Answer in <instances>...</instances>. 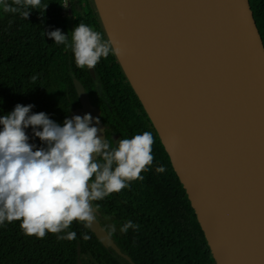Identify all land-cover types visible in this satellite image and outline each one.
I'll return each instance as SVG.
<instances>
[{
  "label": "water",
  "instance_id": "1",
  "mask_svg": "<svg viewBox=\"0 0 264 264\" xmlns=\"http://www.w3.org/2000/svg\"><path fill=\"white\" fill-rule=\"evenodd\" d=\"M93 2L215 264H264V45L249 0ZM73 85L71 116L99 120ZM88 228L120 253L97 219Z\"/></svg>",
  "mask_w": 264,
  "mask_h": 264
},
{
  "label": "trees",
  "instance_id": "2",
  "mask_svg": "<svg viewBox=\"0 0 264 264\" xmlns=\"http://www.w3.org/2000/svg\"><path fill=\"white\" fill-rule=\"evenodd\" d=\"M7 2L12 4V0ZM249 2L264 45V0ZM42 5H47L45 10L28 8L27 18L21 12H5L3 7L0 12V116L11 113L17 104H31V114L43 112L63 126L64 120L72 117V110L79 107L73 85L76 79L89 94L103 91L109 102L105 103L107 118L123 139L145 131L153 135L154 160L141 173L143 180H133L120 192L92 202L101 219L107 221L102 226L119 254L103 247L82 222L74 221L59 233L74 231L76 239L69 241L57 239V234L52 233H46L44 238L29 236L20 221H5L0 224V264H215L156 130L139 100L131 102L135 94L116 56L110 53L101 58L93 69L94 81L87 67L76 66L70 48L44 35L60 29L71 42L72 30L84 23L108 40L93 0H42ZM33 76L37 77L35 81ZM25 132L34 150L47 147L34 137L31 126ZM160 165L166 169L163 173L155 170ZM129 220L139 228L121 233ZM84 235L90 238L85 240Z\"/></svg>",
  "mask_w": 264,
  "mask_h": 264
},
{
  "label": "clouds",
  "instance_id": "3",
  "mask_svg": "<svg viewBox=\"0 0 264 264\" xmlns=\"http://www.w3.org/2000/svg\"><path fill=\"white\" fill-rule=\"evenodd\" d=\"M0 6L5 12H21L25 18L28 8L47 7L42 0H12V4L0 0ZM44 35L70 48L78 68L94 69L101 58L121 54L116 41L103 39L84 23L72 30L71 42L60 29ZM33 107L17 104L11 113L0 116V224L20 221L26 235L44 238L52 233L57 239L75 240L74 231L59 233L74 221L90 227L96 220L93 201L120 192L133 180H143L141 173L153 164L154 137L145 131L120 139L113 147L98 136L101 129L90 126L94 120L99 124L90 114L66 118L60 126L43 112L31 114ZM29 126L46 148L34 150L25 132ZM155 170L163 173L166 169L160 165ZM110 227L116 231L114 225ZM130 228L139 225L129 220L120 231Z\"/></svg>",
  "mask_w": 264,
  "mask_h": 264
},
{
  "label": "flooded vegetation",
  "instance_id": "4",
  "mask_svg": "<svg viewBox=\"0 0 264 264\" xmlns=\"http://www.w3.org/2000/svg\"><path fill=\"white\" fill-rule=\"evenodd\" d=\"M93 70V69H92ZM91 74V73H90ZM93 80L96 81V78H95V75H94V72H93V75H91ZM127 80V79H126ZM129 83V82H128ZM134 92V91H133ZM88 94V97H89V102L90 104L95 107L98 111H99V115H98V118L104 128V139L107 140L109 139L115 146H117L118 144V141L120 139H123L119 133H116L111 124H110V120L109 118H107V115L105 113V103L108 104V99L104 97V93L103 91L101 90H97V92L95 94H89L88 92H86ZM135 94V92H134ZM128 96H130L128 93H127ZM136 99H138L137 95L135 94L133 97H132V100L131 102L132 103H136ZM139 100V99H138ZM140 102V100H139ZM141 104V102H140ZM142 106V104H141ZM80 107V105H79ZM77 107V108H79ZM143 108V106H142ZM76 109V108H75ZM144 109V108H143ZM74 110V109H73ZM145 111V109H144ZM146 112V111H145ZM147 114V113H146ZM148 116V115H147ZM150 121V119H149ZM151 122V121H150ZM151 125L153 126V124L151 123ZM146 127L148 130L151 129V126L148 122H146ZM154 128V126H153ZM155 129V128H154ZM157 133V132H156ZM158 136V134H157ZM159 138V137H158ZM160 140V139H159ZM169 157V156H168ZM170 160V158H169ZM96 219L98 220V222L100 223V225L102 226V223H101V216L100 214L96 211Z\"/></svg>",
  "mask_w": 264,
  "mask_h": 264
},
{
  "label": "rangeland",
  "instance_id": "5",
  "mask_svg": "<svg viewBox=\"0 0 264 264\" xmlns=\"http://www.w3.org/2000/svg\"><path fill=\"white\" fill-rule=\"evenodd\" d=\"M66 6V5H65ZM2 10V6H0V12ZM99 90V89H98ZM101 220V223L104 222V223H107V221H105L104 219H100ZM103 227V226H102ZM104 228V227H103Z\"/></svg>",
  "mask_w": 264,
  "mask_h": 264
},
{
  "label": "built area",
  "instance_id": "6",
  "mask_svg": "<svg viewBox=\"0 0 264 264\" xmlns=\"http://www.w3.org/2000/svg\"><path fill=\"white\" fill-rule=\"evenodd\" d=\"M65 5L67 6V3H66V2L63 3V6H64V7H66Z\"/></svg>",
  "mask_w": 264,
  "mask_h": 264
}]
</instances>
